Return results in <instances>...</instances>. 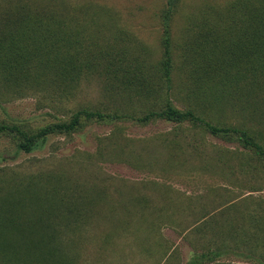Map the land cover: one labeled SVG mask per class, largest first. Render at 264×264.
Returning a JSON list of instances; mask_svg holds the SVG:
<instances>
[{
	"label": "rangeland",
	"instance_id": "rangeland-1",
	"mask_svg": "<svg viewBox=\"0 0 264 264\" xmlns=\"http://www.w3.org/2000/svg\"><path fill=\"white\" fill-rule=\"evenodd\" d=\"M24 1L76 8L89 61L77 76L0 55V123L41 127L82 106L134 113L162 103L167 91L177 107H196L214 123L264 130V91L245 85L243 93L220 94L207 78L211 62L199 66V46L219 33L209 24L236 0L179 1L169 90L155 73L168 0ZM22 187L42 189L45 204L62 198L52 216L70 264H185L213 250L218 256L205 264H264V163L201 126L91 122L72 135H50L29 153L1 137L0 195L20 196Z\"/></svg>",
	"mask_w": 264,
	"mask_h": 264
},
{
	"label": "trees",
	"instance_id": "trees-1",
	"mask_svg": "<svg viewBox=\"0 0 264 264\" xmlns=\"http://www.w3.org/2000/svg\"><path fill=\"white\" fill-rule=\"evenodd\" d=\"M179 1L168 0L164 8V52L155 70L168 90L172 88L174 68L172 21ZM90 5L86 8H90ZM231 5L217 12L215 20L209 24L219 33L216 37L207 38L205 42L208 43L199 46V66L203 63L200 64V59L211 62L212 77L209 75L207 78L214 79L211 86L217 87L221 91L220 94H227L230 88H233L234 92L240 90L243 93L242 87L245 85L250 86L254 92L264 91V0H236ZM71 7L59 8L55 3L33 5L24 0H17L16 3L14 0L2 1L1 58H6V63L10 64H16L19 59L24 58L37 59L63 74L81 75L87 69L90 44L85 43L83 32L78 22H75L73 14L77 9ZM92 7L94 15L100 17L99 9ZM201 36L202 39L205 38L204 33H201ZM202 70L206 74L210 72L208 65ZM155 105L143 106L134 113L118 110L107 112L82 106L75 109L68 118H57L36 128L3 122L0 123V138H11L18 150L29 153L45 144L50 135H72L91 122L106 123L131 119L141 124H149L166 120L177 125L190 123L201 126L215 136L236 142L252 151L264 163L263 129L214 123L206 119L196 107H177L167 91L162 103ZM259 125L263 126V123ZM40 190L22 187L18 190L20 196L15 195L12 189L0 195V264H70L59 245L62 238L61 225L53 219V216L61 211L54 210L55 203L62 198L57 194V197H54L56 200L52 201L55 203L45 204L39 195ZM43 197L51 199L50 195ZM62 212L72 218L67 210ZM73 215L75 216V211ZM248 216L257 224L253 213L248 212ZM213 252L214 250L195 254L185 264H205V261H212L218 256L219 253Z\"/></svg>",
	"mask_w": 264,
	"mask_h": 264
}]
</instances>
